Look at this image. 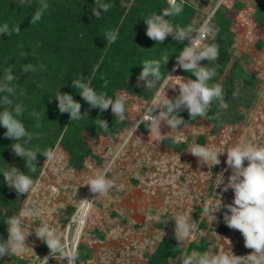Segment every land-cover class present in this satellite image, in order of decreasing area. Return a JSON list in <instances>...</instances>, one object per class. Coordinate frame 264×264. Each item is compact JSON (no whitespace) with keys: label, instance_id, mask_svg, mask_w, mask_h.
Returning <instances> with one entry per match:
<instances>
[{"label":"rangeland","instance_id":"obj_1","mask_svg":"<svg viewBox=\"0 0 264 264\" xmlns=\"http://www.w3.org/2000/svg\"><path fill=\"white\" fill-rule=\"evenodd\" d=\"M163 2L169 5L168 0ZM177 3L183 5V11L176 16L183 25L173 23L171 19L169 22L174 28H199L206 17L217 11L211 21L216 29L215 35L204 43L214 39L219 55L214 61L201 60L199 66L215 69V83L223 86L228 108L221 109L218 102L213 101L208 111L211 118L197 117L194 120L187 109H183L178 115L185 123L172 130L162 122L160 131L165 136L160 139L141 124L108 173V178L114 182L113 188L107 197L98 196L85 184L112 161L113 153L128 138V133L141 119L143 110L159 89V83L152 89L146 88V81H138L140 72L134 74L128 81L137 87L135 92L119 88L114 91L115 99L120 95L126 96L125 125L111 135L99 132V129L94 130L98 134L90 133L83 128L82 136L91 153L85 158L83 167L77 168L71 164L69 151L57 140L51 149L55 158L51 161L46 159L37 176L31 178L36 191L20 194L16 210L0 203L2 213L10 212L5 219H0V230L5 225L4 242L8 239L6 221L10 217L19 216L22 210L29 208L38 213L23 217L22 228L29 233L24 251L0 257V264H41L40 259L45 256L49 257L48 264H67V259H60L58 254L56 258L52 257L46 243L36 236L35 229L44 223L67 245L66 250H76L79 243L83 245L80 264H145L162 239H177L174 219L178 214H188L189 222L195 224L192 237L182 241L184 250L190 241L207 235L212 241L208 251L210 254L221 251L236 256L252 254L253 250L245 247L244 237L239 230L227 226L228 231L223 232L220 224L221 216L226 213L230 215L226 207L224 211V205L234 200L233 190L223 191L231 175V169L226 164V151L240 143L264 145V0H223L219 8H216L219 0H177ZM130 4V1L124 2V5ZM6 19L8 16L0 15V25L7 23ZM196 35L192 33L193 38ZM3 39V44L9 41L6 35ZM170 40L176 39L170 34L164 42ZM156 43L151 41L150 45L155 46ZM183 43L189 45L188 40ZM15 44L26 49L27 53H35V63L42 59L38 54L44 56L47 52L44 43H37L30 37L20 38ZM16 45L7 55L15 58L19 54ZM138 54L133 50V56ZM128 55L131 56V53ZM156 59L162 60L163 55L156 54ZM58 64L56 76L60 79L58 86L61 87V83L63 85L64 79L70 75L64 71L63 59H59ZM174 67L168 73L174 76L167 86L169 99L179 95V86L175 85L181 78L175 76L183 77L184 82L196 79L177 64ZM21 96L23 99H17L15 105H22L26 101L30 108L37 109L29 97ZM38 109L39 117L50 113L44 106ZM2 110L3 107H0ZM24 125L30 131L28 124ZM80 126H83V120ZM6 131L0 125V161H5V170H10L13 166L17 168V163L11 160L19 156L11 148L17 141L5 137ZM177 137L180 139L177 140ZM194 144L224 152L219 155L221 163L201 165L198 158L189 152ZM3 159H9V162ZM244 166H247V161ZM3 171L0 167V172ZM221 173L223 183L216 187ZM1 189L0 186V195L3 194ZM220 199V211L212 213L216 219L205 215L204 207L218 206ZM82 200L92 203L84 205ZM77 213L84 217L82 225L72 220ZM176 262L177 259L170 260L171 264Z\"/></svg>","mask_w":264,"mask_h":264},{"label":"clouds","instance_id":"obj_2","mask_svg":"<svg viewBox=\"0 0 264 264\" xmlns=\"http://www.w3.org/2000/svg\"><path fill=\"white\" fill-rule=\"evenodd\" d=\"M24 0H21L23 5ZM223 0H219L216 8H219ZM98 7H93L92 11L96 18H99L101 12H107L111 7L108 3H101L100 0H95ZM169 7L163 9V14H153L144 19L147 25V36L159 43H163L168 35H172L174 39L183 43L185 40L189 41L177 57V65L179 68L192 73L196 79H188L184 82L181 78L180 82L175 86H179V95L174 99L167 97V86L169 81L174 76H163L161 73V61L158 59H145L142 61V71L139 74L138 81H146V88L152 89L159 83V89L155 92L150 103L143 110L141 119L136 122L135 126L128 133V138L123 141L119 149L113 153L112 161L103 169L97 171L95 176L90 177L85 185L90 186V191L98 196L107 197L110 190L114 186L113 180L108 178V173L112 170L115 160L119 158L121 152L129 143L133 133L141 124H144L149 132L154 137L160 139L165 135H161L160 127L164 122L170 128L177 129L185 123L179 117L178 113L187 109L190 117L194 120L197 117H209L208 111L213 101L218 102L221 109H227L228 104L224 100V89L219 83H212L211 81L216 76L214 68L209 69L205 66H199L201 60L214 61L218 58L219 49L216 44L204 43L210 36H214L216 29L211 23L214 11L206 17L199 28L192 26L188 27H173L169 19L164 17L179 15L183 11V5L177 3V0H168ZM30 5V4H29ZM28 5V6H29ZM49 8L47 0H40L35 14L32 16L31 25L40 21L43 13ZM12 32L19 33L20 28L13 26L10 28L8 23L0 25V35H11ZM197 35L192 37V33ZM107 44L115 43L118 38V30L107 31L103 35ZM25 53H21L23 56ZM164 64L169 60V57H163ZM163 64V65H164ZM44 66L32 64H25L21 70L24 73H35L38 69H43ZM98 66L94 67L93 71L97 70ZM176 68H173L175 71ZM12 68H6L3 78L0 79V125L6 128L5 137L15 139L17 142L12 144L11 148L16 156L25 158L26 166L30 171H35V164L38 151H33L25 148L20 141L27 137L31 139V135L26 130L25 125L20 119L16 117L23 116V107L20 104L13 106V97L15 95V88L11 86L13 81L18 80L13 74ZM174 86V87H175ZM72 87L75 88L84 101H86L91 108H99L101 112L109 109L119 121L123 122L126 119V96L120 95L115 100L108 98L104 93H97L91 87V82L80 74L79 78L72 81ZM171 87V88H174ZM23 94V92L21 93ZM235 96V93L233 94ZM55 99L58 101V108L61 114L69 113L71 121L80 120L81 104L76 102L70 94L58 92ZM158 110V111H157ZM87 115V113H85ZM84 114V115H85ZM32 116L37 119V127H39V114L33 112ZM96 123L103 130H107L108 122L98 119ZM177 140L180 138L177 137ZM193 156L198 158V162L203 165L209 163L219 165L221 163L219 155L224 153L214 147L202 146L194 144L189 151ZM226 164L231 169V175L228 177L227 184L224 185L223 191L229 189L234 192V200L232 203L224 205L229 214L224 215L226 225L235 230H239L244 237L245 247L252 249L253 252L247 256H236L221 251L218 254H210L209 252L192 251L190 254H185L182 264H264V145H257L252 143H240L227 151ZM41 154V153H39ZM43 155L49 160H53L54 154L52 151H47ZM247 161V166L244 162ZM4 176L5 182L14 187L19 194L29 193L36 191L34 181L23 172L19 171L16 167L10 170L0 172ZM216 187L223 183V174ZM84 205L92 202L82 200ZM221 209V199L218 206L212 207L206 205L203 209L205 215L209 217H216L212 213L218 212ZM36 216L38 213L33 209H24L19 216L10 217L6 223L8 225V239L6 242H0V257L11 253L13 255L20 254L24 251L25 239L29 233H25L22 224L23 217ZM192 219V218H191ZM73 222L82 225L84 217L77 213L72 218ZM175 235L178 242L189 239L195 231V224L190 223V216L188 214H178L175 219ZM165 222V221H164ZM35 234L38 238L43 240L52 257L56 258L57 254L60 259H67V264H75L77 259V252L73 248L66 250L67 245L61 242L57 237L54 230L50 229L47 223L35 229ZM230 242V241H229ZM41 260V264H48L49 257L45 256Z\"/></svg>","mask_w":264,"mask_h":264},{"label":"trees","instance_id":"obj_3","mask_svg":"<svg viewBox=\"0 0 264 264\" xmlns=\"http://www.w3.org/2000/svg\"><path fill=\"white\" fill-rule=\"evenodd\" d=\"M129 1L131 2L129 6L124 5V2ZM163 1L100 0L101 3L110 4L111 7L107 12H101L100 17L96 18L92 11L93 7H98L95 0H47L49 8L43 13L39 22L31 25L32 16L35 14L40 0H24L23 5H21V0L19 3L18 0H0V15L8 16L6 20L14 23V25H10L7 21L10 28L18 25L20 28L19 33L12 32L9 36L7 34L0 35V79L3 78L6 68H12V74L18 78L11 84L16 90L15 95L11 97L13 106L17 99H23L22 92V95H26L25 97H29V101L34 103V107L37 106V109L30 108L25 101L22 104L23 116L18 117L24 124H28L27 127L31 135L30 140L25 137L27 139L22 145L27 149L41 153L37 154L36 160L33 162L36 166L35 171H30L27 168L25 158L18 157L15 159L12 157L13 160L11 161L17 163L16 166L21 172L30 178H35L41 168L40 166L47 159L43 153L51 151L57 140L69 151L71 164L81 168L85 158L91 154L85 138L82 136L83 128H87L90 133L98 134L94 130L99 129V132L111 135L125 125V120L121 122L114 116L111 107L101 112L99 108H91L83 100L79 92L72 87V81L79 78L80 74L91 82V87L98 94L104 93L108 98L115 100L114 91L117 88L131 92L137 90V87L128 80L134 74L142 71L141 63L146 57L156 59V54L169 57L166 64H164L163 59L160 60L161 73L165 77L177 64V57L186 46L185 43L170 40L168 43L157 42L155 46H151V41L154 40L146 34L147 25L144 19L156 13L162 15L163 9L169 7ZM176 16L164 18L172 19L173 23L178 22V25H183ZM111 30H118V38L115 43L107 44L103 35ZM4 35L9 38L6 44L2 43L5 40L3 39ZM24 37H30L37 43H44L47 48L46 55H44L46 57L38 54L39 58L42 59L35 63V53H27L26 49L15 44ZM207 44L216 43L214 39H211ZM15 45L16 50L20 52L14 58L7 54L12 51V48L15 49ZM133 50L139 54L133 56ZM21 53H25L24 58ZM128 53H131V56ZM59 59H63L64 71L66 70L67 74L70 75L64 79L61 87L58 86L60 79L56 76ZM25 64L36 66L42 64L44 68L38 69L35 73H24L21 70ZM96 66L98 68L94 72L93 69ZM215 82V77L209 81L210 84ZM59 91L70 94L76 102L81 104L83 116L80 120L71 121L69 113L61 114L59 112L58 101L55 99ZM18 93L19 97L17 96ZM43 106L50 113H44L42 117H39V127H37V119L32 116V113L37 112L39 114L38 108ZM98 119L108 122L109 128L106 131L96 123ZM82 120L83 126L81 127ZM48 129L50 130L49 133H47ZM6 161L9 162V159ZM0 162H2L0 167L5 170V161ZM0 186L4 194L0 195L1 205H5V207L7 205V208L10 206L13 210L18 209L17 200L20 194L14 187L5 182L3 174H0ZM223 209L225 211V207ZM9 213L5 214L0 211V219H5ZM221 218L220 230L227 232L224 215ZM4 226L0 230V242L5 240ZM211 246L212 241L207 235H202L197 241H190L186 250H184L182 241L178 242L177 239L172 238L162 239L145 264H171V259H177L176 264H182L186 253L190 254L192 251L208 252ZM82 249L83 245L79 243L76 249V264H80Z\"/></svg>","mask_w":264,"mask_h":264},{"label":"built area","instance_id":"obj_4","mask_svg":"<svg viewBox=\"0 0 264 264\" xmlns=\"http://www.w3.org/2000/svg\"><path fill=\"white\" fill-rule=\"evenodd\" d=\"M195 38V37H194Z\"/></svg>","mask_w":264,"mask_h":264}]
</instances>
